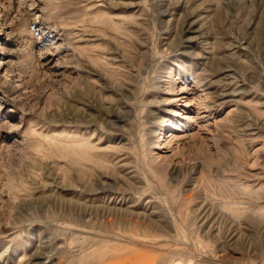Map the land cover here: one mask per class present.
Here are the masks:
<instances>
[{"label":"rangeland","instance_id":"374dc122","mask_svg":"<svg viewBox=\"0 0 264 264\" xmlns=\"http://www.w3.org/2000/svg\"><path fill=\"white\" fill-rule=\"evenodd\" d=\"M0 264H264V0H0Z\"/></svg>","mask_w":264,"mask_h":264}]
</instances>
